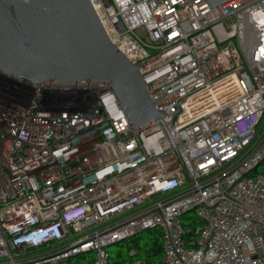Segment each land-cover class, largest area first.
<instances>
[{
    "label": "built area",
    "instance_id": "2783aa9c",
    "mask_svg": "<svg viewBox=\"0 0 264 264\" xmlns=\"http://www.w3.org/2000/svg\"><path fill=\"white\" fill-rule=\"evenodd\" d=\"M90 1L169 116L0 72V264H110L146 229L164 264H264V0Z\"/></svg>",
    "mask_w": 264,
    "mask_h": 264
},
{
    "label": "water",
    "instance_id": "95a60500",
    "mask_svg": "<svg viewBox=\"0 0 264 264\" xmlns=\"http://www.w3.org/2000/svg\"><path fill=\"white\" fill-rule=\"evenodd\" d=\"M207 1L213 7L230 0ZM144 64H134L110 40L90 0H0V72L7 76L29 84L109 83L138 129L169 116L146 89L138 72Z\"/></svg>",
    "mask_w": 264,
    "mask_h": 264
},
{
    "label": "trees",
    "instance_id": "16d2710c",
    "mask_svg": "<svg viewBox=\"0 0 264 264\" xmlns=\"http://www.w3.org/2000/svg\"><path fill=\"white\" fill-rule=\"evenodd\" d=\"M135 240V246L138 249V253L132 256L129 253V249L134 245L124 247L125 250L113 251L109 248L110 257L112 260L118 259L121 263H126L133 258H142L145 260V264H164L163 262V245L161 233L155 229H146L140 232L138 237L132 238ZM42 248H33L27 251V253L40 251Z\"/></svg>",
    "mask_w": 264,
    "mask_h": 264
},
{
    "label": "rangeland",
    "instance_id": "374dc122",
    "mask_svg": "<svg viewBox=\"0 0 264 264\" xmlns=\"http://www.w3.org/2000/svg\"><path fill=\"white\" fill-rule=\"evenodd\" d=\"M187 216H188V217L192 216V212L188 213ZM139 235H140V233L137 234V235L134 236V237H138ZM134 237H131V238L127 239V240H124V241H122V242H119V243H116V244H114V245H111L109 248H111L113 251H118V252L120 253V251H121V250H125L124 247H128L129 244H130V245H133V243H134V245H133L132 247H136V246H135V240L131 241L132 238H134ZM132 242H133V243H132ZM128 248H130V247H128ZM91 256H92V254H91L89 257H91ZM120 260H121V259H120ZM120 260H118V259H115V260L110 259V264H124V263H121ZM72 262H73V260H70L68 263L71 264Z\"/></svg>",
    "mask_w": 264,
    "mask_h": 264
}]
</instances>
